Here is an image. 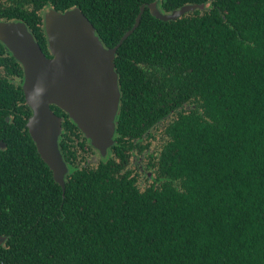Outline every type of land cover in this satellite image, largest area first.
Masks as SVG:
<instances>
[{"label": "trees", "instance_id": "trees-1", "mask_svg": "<svg viewBox=\"0 0 264 264\" xmlns=\"http://www.w3.org/2000/svg\"><path fill=\"white\" fill-rule=\"evenodd\" d=\"M153 2L205 6L163 20ZM142 6L116 53L108 154L52 105L65 191L0 41V264H264V0H0V21H24L51 56L44 9L79 7L114 47Z\"/></svg>", "mask_w": 264, "mask_h": 264}, {"label": "water", "instance_id": "water-1", "mask_svg": "<svg viewBox=\"0 0 264 264\" xmlns=\"http://www.w3.org/2000/svg\"><path fill=\"white\" fill-rule=\"evenodd\" d=\"M204 4H187L169 13L157 2L151 13L163 20L176 19ZM145 6L114 47H108L94 24L79 8L60 11L53 7L44 14V25L51 56H48L24 21H0L2 41L24 69L23 90L32 110L27 126L38 152L52 169L55 180L65 191L69 167L60 148L63 117L52 105L68 113L101 156L115 143L121 91L115 58L117 49L139 25ZM43 90L38 109L29 101L34 88ZM4 147L5 144L1 142ZM64 194V193H63ZM6 236H0L3 244Z\"/></svg>", "mask_w": 264, "mask_h": 264}, {"label": "clouds", "instance_id": "clouds-1", "mask_svg": "<svg viewBox=\"0 0 264 264\" xmlns=\"http://www.w3.org/2000/svg\"><path fill=\"white\" fill-rule=\"evenodd\" d=\"M43 90L39 87L33 89V91L29 94V101L34 106V108L38 109L42 103L41 95Z\"/></svg>", "mask_w": 264, "mask_h": 264}, {"label": "rangeland", "instance_id": "rangeland-1", "mask_svg": "<svg viewBox=\"0 0 264 264\" xmlns=\"http://www.w3.org/2000/svg\"><path fill=\"white\" fill-rule=\"evenodd\" d=\"M49 8H46V9H44V11H43V14H45V12L48 10ZM155 143H157V141H155ZM156 145V144H155ZM133 167L135 168V165H133ZM143 176V175H142ZM147 184V182L146 183H144V181L141 183V186H145Z\"/></svg>", "mask_w": 264, "mask_h": 264}]
</instances>
